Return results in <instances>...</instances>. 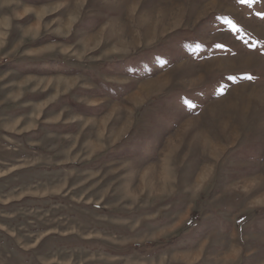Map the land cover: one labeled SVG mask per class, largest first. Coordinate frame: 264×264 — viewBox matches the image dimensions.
<instances>
[{"label": "rangeland", "instance_id": "1", "mask_svg": "<svg viewBox=\"0 0 264 264\" xmlns=\"http://www.w3.org/2000/svg\"><path fill=\"white\" fill-rule=\"evenodd\" d=\"M29 1L64 63L0 128V264H264V0Z\"/></svg>", "mask_w": 264, "mask_h": 264}, {"label": "crops", "instance_id": "2", "mask_svg": "<svg viewBox=\"0 0 264 264\" xmlns=\"http://www.w3.org/2000/svg\"><path fill=\"white\" fill-rule=\"evenodd\" d=\"M32 2L29 1L34 4ZM2 4L5 7L7 3ZM2 4L0 11L5 13L0 14V57L8 56L9 61L0 68V128L17 133L26 122L25 115L20 110L22 106L38 107L37 102L44 98H48V102L41 107L50 106L47 94L44 98L37 97L34 84L39 78L48 79L61 75L62 72H57V67L64 62L58 61L57 42H39L41 26L36 34L27 30L32 23H36L35 20L23 25H14L9 12ZM64 66H61V69ZM64 68L67 69V66ZM65 74H68L67 71ZM32 127L33 125L23 130Z\"/></svg>", "mask_w": 264, "mask_h": 264}, {"label": "snow or ice", "instance_id": "3", "mask_svg": "<svg viewBox=\"0 0 264 264\" xmlns=\"http://www.w3.org/2000/svg\"><path fill=\"white\" fill-rule=\"evenodd\" d=\"M253 0H240L241 4H251ZM257 15H262L261 13H257Z\"/></svg>", "mask_w": 264, "mask_h": 264}, {"label": "bare ground", "instance_id": "4", "mask_svg": "<svg viewBox=\"0 0 264 264\" xmlns=\"http://www.w3.org/2000/svg\"><path fill=\"white\" fill-rule=\"evenodd\" d=\"M150 85H151V86H150ZM154 85H155V84H149V85H148V84H143L141 88H142V90H144L145 88H146L147 90H149V89H150L152 86H154ZM146 89H145V90H146ZM134 96H136V95H134Z\"/></svg>", "mask_w": 264, "mask_h": 264}, {"label": "flooded vegetation", "instance_id": "5", "mask_svg": "<svg viewBox=\"0 0 264 264\" xmlns=\"http://www.w3.org/2000/svg\"><path fill=\"white\" fill-rule=\"evenodd\" d=\"M73 69V68H72Z\"/></svg>", "mask_w": 264, "mask_h": 264}]
</instances>
